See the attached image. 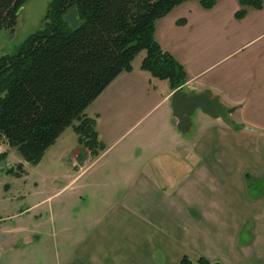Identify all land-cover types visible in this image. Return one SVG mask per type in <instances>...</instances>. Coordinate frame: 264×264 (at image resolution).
<instances>
[{"label": "crops", "instance_id": "crops-1", "mask_svg": "<svg viewBox=\"0 0 264 264\" xmlns=\"http://www.w3.org/2000/svg\"><path fill=\"white\" fill-rule=\"evenodd\" d=\"M261 3L245 6L243 20L264 14ZM203 9L197 10L203 17L214 11ZM172 12L157 22L155 40L184 67L188 81L176 90L153 87L143 58L86 110L104 149L73 162L75 180L92 170L93 178H106L93 189L106 192L107 212L81 232L77 264H180L185 257L195 264H264V193L257 194L264 192V16L262 23L241 25L247 33L241 40L221 39L210 56L198 57L197 34L187 21L192 11L178 20ZM250 48L252 58L240 57ZM215 67L222 68L197 82ZM180 90L217 100L232 110V123L197 110L179 130L172 95ZM146 117V129L138 130ZM13 151L3 143L0 160ZM17 156L25 172L27 163ZM25 231L22 249L28 251L41 232Z\"/></svg>", "mask_w": 264, "mask_h": 264}, {"label": "trees", "instance_id": "trees-1", "mask_svg": "<svg viewBox=\"0 0 264 264\" xmlns=\"http://www.w3.org/2000/svg\"><path fill=\"white\" fill-rule=\"evenodd\" d=\"M30 0H0V33H15ZM188 0H52L42 27L13 53L0 57V146L38 165L63 133L74 127L79 142L97 156L93 120L86 110L133 62L173 90L187 81L184 67L155 40L156 24ZM261 7L260 0H240ZM204 9L215 0H200ZM246 12L239 11L242 18ZM74 15L81 24H71ZM23 166L18 165L16 175ZM10 172H14L13 170ZM180 264H195L188 258ZM196 264H211L199 260Z\"/></svg>", "mask_w": 264, "mask_h": 264}, {"label": "rangeland", "instance_id": "rangeland-1", "mask_svg": "<svg viewBox=\"0 0 264 264\" xmlns=\"http://www.w3.org/2000/svg\"><path fill=\"white\" fill-rule=\"evenodd\" d=\"M51 1L30 0L22 8L15 33H0V57L13 53L28 37L40 30ZM215 1L217 5L207 17L197 12L203 9L200 0L181 6L170 16L178 20L188 10L192 11L187 21L197 34L194 52L198 57L210 56L212 50L215 51L220 45L221 39L226 42L233 36L238 40L244 38L246 28L242 29L241 25L263 21V13H251L243 20L247 15L245 13L242 18H237L239 11L246 12L247 9L237 6L238 0ZM69 21L71 24H81L74 15L69 16ZM253 50L240 57L252 58ZM144 57L145 53H141L133 66H139ZM233 57L238 58L236 54ZM221 68L207 71L197 82L211 79ZM169 84L154 78L152 85L166 90ZM150 120L149 117L143 119L138 130H145ZM88 152H91L90 149L78 143V135L70 128L38 165L27 163L26 173L15 174L16 157H21L15 149L0 160V166L6 168L11 165L15 169L14 172L5 171L0 177V264H77L76 251L83 238L81 232H88V226L107 212L103 204L106 192L93 189L96 184L105 182L106 178H93L92 170L75 180L79 169L73 167V162L86 161ZM263 193L257 192L258 195ZM77 197H82L80 202ZM26 229L41 232L38 246H31L28 251L22 249Z\"/></svg>", "mask_w": 264, "mask_h": 264}, {"label": "water", "instance_id": "water-1", "mask_svg": "<svg viewBox=\"0 0 264 264\" xmlns=\"http://www.w3.org/2000/svg\"><path fill=\"white\" fill-rule=\"evenodd\" d=\"M172 108L179 130H184L188 126L189 118L197 110L212 118H221L232 123L229 118L232 110L223 109L217 100L210 99L206 94L189 96L184 91H177L172 95Z\"/></svg>", "mask_w": 264, "mask_h": 264}, {"label": "built area", "instance_id": "built-area-1", "mask_svg": "<svg viewBox=\"0 0 264 264\" xmlns=\"http://www.w3.org/2000/svg\"><path fill=\"white\" fill-rule=\"evenodd\" d=\"M11 169H12V166H11V165H7L6 168L0 166V177L3 175V173H4L5 171H9V170H11Z\"/></svg>", "mask_w": 264, "mask_h": 264}]
</instances>
